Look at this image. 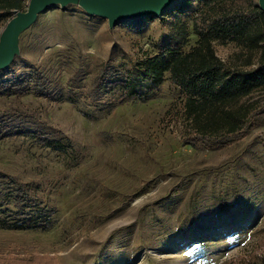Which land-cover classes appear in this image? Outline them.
<instances>
[{
    "label": "rangeland",
    "instance_id": "374dc122",
    "mask_svg": "<svg viewBox=\"0 0 264 264\" xmlns=\"http://www.w3.org/2000/svg\"><path fill=\"white\" fill-rule=\"evenodd\" d=\"M198 4L173 0L110 25L79 2H59L21 33L6 68L36 66L64 96L78 69L83 79L74 100L0 95V109L29 110L75 145L69 156L30 136L0 139V170L34 182L56 209L43 229L0 228V264H264V88L241 100L251 113L233 134L198 132L169 75L140 99L92 92L105 67L124 71L157 55ZM214 46L229 65L258 63L245 66L234 43Z\"/></svg>",
    "mask_w": 264,
    "mask_h": 264
},
{
    "label": "trees",
    "instance_id": "16d2710c",
    "mask_svg": "<svg viewBox=\"0 0 264 264\" xmlns=\"http://www.w3.org/2000/svg\"><path fill=\"white\" fill-rule=\"evenodd\" d=\"M199 6L189 24L176 21L170 34L156 46L158 54L146 56L139 66L122 71L105 67L94 80L92 92L98 97L114 88L124 91L122 102L140 99L159 87L169 75L185 97L188 117L200 133L241 132L251 111H242L241 100L264 88V10L258 0H198ZM16 10H27L24 0H0V20H10ZM196 41L190 44L191 35ZM234 43L246 54L245 66L229 65L219 57L214 43ZM108 68V69H107ZM81 70L68 79L66 95L52 84L43 71L0 69V95L60 97L74 100L81 87ZM41 122L29 110L11 106L0 109V139L30 136L40 146L73 156L75 145L61 131ZM56 213L34 182H22L0 170V228L40 230Z\"/></svg>",
    "mask_w": 264,
    "mask_h": 264
},
{
    "label": "water",
    "instance_id": "95a60500",
    "mask_svg": "<svg viewBox=\"0 0 264 264\" xmlns=\"http://www.w3.org/2000/svg\"><path fill=\"white\" fill-rule=\"evenodd\" d=\"M79 2L87 12L108 18L110 25L125 17L157 15L173 0H29L27 10H16L0 36V69L6 67L18 50L21 33L51 4ZM264 10V0H258Z\"/></svg>",
    "mask_w": 264,
    "mask_h": 264
}]
</instances>
